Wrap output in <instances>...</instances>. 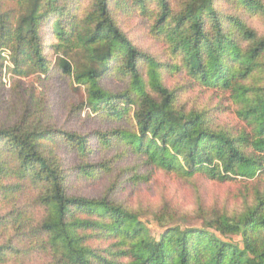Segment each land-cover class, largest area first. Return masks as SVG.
I'll return each instance as SVG.
<instances>
[{
    "label": "trees",
    "instance_id": "16d2710c",
    "mask_svg": "<svg viewBox=\"0 0 264 264\" xmlns=\"http://www.w3.org/2000/svg\"><path fill=\"white\" fill-rule=\"evenodd\" d=\"M93 1L81 20L72 14L64 25L61 18L71 13L66 0H0V48L12 52L17 75L49 74L44 33L54 15L51 33L57 43L51 48L57 53H87L88 63L78 70L65 58L57 64L63 75L86 87V107L115 123L132 120V115L137 121L135 130L119 127L95 137L55 133L36 98L24 101L18 122L0 128V192L9 200L18 199L27 185L39 190L36 204L42 216L34 225L30 213L16 210L11 224L19 235L28 233V248L0 244V264H13L14 258L36 251L49 258L45 264H264V198L239 218L217 217L205 221L202 229L168 227L164 216H155L165 231L153 237L138 213L108 194L93 199L68 193V175L56 155L59 141L87 158L94 153L95 139L101 148H120L117 159L133 154L149 166L186 178L203 174L228 182L253 179L264 171V87L245 84L262 68L264 37L238 17H221L215 0H186L175 15L168 0H157L158 29L181 56L188 75L206 88L236 96L242 107L239 116L251 132L234 135L212 128L205 111L181 105L165 86L161 65L142 53L118 25L110 0ZM236 1L247 10L264 11L260 0ZM142 66L148 68V82ZM113 72L130 78L129 90L113 94L102 87ZM114 159L79 169L87 178L109 174ZM234 236L242 237V247L221 239ZM95 239L109 247H91Z\"/></svg>",
    "mask_w": 264,
    "mask_h": 264
},
{
    "label": "rangeland",
    "instance_id": "374dc122",
    "mask_svg": "<svg viewBox=\"0 0 264 264\" xmlns=\"http://www.w3.org/2000/svg\"><path fill=\"white\" fill-rule=\"evenodd\" d=\"M185 1L168 0L174 15L181 11ZM260 1L264 4V0ZM66 4L71 13L70 16L61 18L64 25L72 14L81 20L91 10L94 1L66 0ZM10 7L17 10L16 4H11ZM110 8L118 25L132 43L161 65L163 82L176 93L181 105L188 111H205L209 125L214 129L225 130L234 135L251 132V127L239 116L242 107L235 95L230 91L202 86L183 68L181 56L174 52L168 39L158 29L161 11L157 0H110ZM215 10L223 18H240L258 37H264V11L247 10L239 6L236 0H215ZM55 21L54 15L50 17L44 33L45 53L50 63L48 75H17L12 52L0 48L3 58L0 59V128H7L18 122L25 107L24 101L34 96L35 104L43 106L45 123L55 133L76 132L95 137L119 127L135 130L137 121H133V115L132 120L115 123L93 114L86 107V87L79 85L74 77L63 75L57 64L59 58H65L78 70L88 63L87 53L81 49L57 53L56 49L51 48L57 43L51 33ZM141 70L148 82V68L142 66ZM245 84L251 89L264 87V59L261 70L248 78ZM102 87L113 94H122L129 90L130 78L122 72L109 73L102 81ZM92 146L94 153L84 158L59 141L56 155L68 175V193L93 199L108 194L117 204L138 213L153 237H159L165 231V227L158 225L155 216H164L165 226L168 227L202 229L205 221L217 217L239 218L258 206L259 200L264 198V171L258 172L253 179L236 177L228 182L212 180L203 174L186 178L175 172L149 166L133 154L117 159L120 148H101L95 139ZM112 159L114 162L109 174L98 173L87 178L80 172V167ZM39 193V190L27 185L18 199L6 200L0 192V244L12 242L18 247L28 248V233L19 235L11 224V216L16 217V210L21 209L30 213L33 224L38 225L42 216L41 208L36 204ZM217 235L221 237L220 234ZM221 239L242 247V237ZM90 246L104 251L109 243L95 239L90 242ZM48 261L49 258L44 253L36 251L32 256L27 254L21 258L16 257L11 263L45 264Z\"/></svg>",
    "mask_w": 264,
    "mask_h": 264
}]
</instances>
